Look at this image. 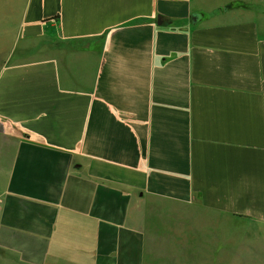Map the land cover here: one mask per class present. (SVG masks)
<instances>
[{"label":"crops","instance_id":"1","mask_svg":"<svg viewBox=\"0 0 264 264\" xmlns=\"http://www.w3.org/2000/svg\"><path fill=\"white\" fill-rule=\"evenodd\" d=\"M195 214L264 233V0H0V264H179Z\"/></svg>","mask_w":264,"mask_h":264},{"label":"rangeland","instance_id":"2","mask_svg":"<svg viewBox=\"0 0 264 264\" xmlns=\"http://www.w3.org/2000/svg\"><path fill=\"white\" fill-rule=\"evenodd\" d=\"M222 221L208 215L191 217L190 227L181 238L185 247L179 252L178 263L264 264V233L237 232L232 221ZM193 253L202 255L199 262L189 257Z\"/></svg>","mask_w":264,"mask_h":264}]
</instances>
